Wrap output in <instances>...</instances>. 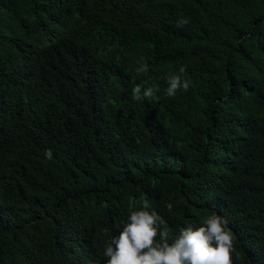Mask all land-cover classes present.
Wrapping results in <instances>:
<instances>
[{"label": "trees", "instance_id": "16d2710c", "mask_svg": "<svg viewBox=\"0 0 264 264\" xmlns=\"http://www.w3.org/2000/svg\"><path fill=\"white\" fill-rule=\"evenodd\" d=\"M145 199L264 264V0H0V264H103Z\"/></svg>", "mask_w": 264, "mask_h": 264}, {"label": "clouds", "instance_id": "9594fccd", "mask_svg": "<svg viewBox=\"0 0 264 264\" xmlns=\"http://www.w3.org/2000/svg\"><path fill=\"white\" fill-rule=\"evenodd\" d=\"M188 24L186 18L177 21V27ZM148 71L147 65L142 69ZM181 67L178 74H169L166 77V94L174 96L177 91H188L190 80L183 74ZM141 85L132 88V99H141ZM156 88L147 87L143 97L151 100ZM51 159V150L45 153ZM172 204L168 203L171 212ZM164 224L159 213L151 207L147 199L142 202L139 210H132L128 220L119 234L112 238L105 246L103 264H234L233 254L239 259L234 244V234L228 227V220L216 213L201 219L200 226L191 225L179 229V233L172 235ZM160 236V241L156 237ZM171 241V242H170ZM92 264H100L93 261Z\"/></svg>", "mask_w": 264, "mask_h": 264}]
</instances>
